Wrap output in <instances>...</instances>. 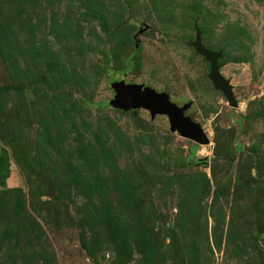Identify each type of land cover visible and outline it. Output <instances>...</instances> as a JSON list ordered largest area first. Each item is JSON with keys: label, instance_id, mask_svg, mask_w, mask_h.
<instances>
[{"label": "rangeland", "instance_id": "1", "mask_svg": "<svg viewBox=\"0 0 264 264\" xmlns=\"http://www.w3.org/2000/svg\"><path fill=\"white\" fill-rule=\"evenodd\" d=\"M0 264H264V0H0Z\"/></svg>", "mask_w": 264, "mask_h": 264}, {"label": "water", "instance_id": "2", "mask_svg": "<svg viewBox=\"0 0 264 264\" xmlns=\"http://www.w3.org/2000/svg\"><path fill=\"white\" fill-rule=\"evenodd\" d=\"M194 47L211 63L210 78L216 88L223 91L230 104L237 106L230 80L222 75L218 59L220 52L212 51L207 48L202 41V33L198 31ZM133 70L129 67L123 71L113 74V87L118 95V104L124 111H136L138 108L149 109L154 116L165 114L169 117L171 128L178 131L182 136L188 137L198 143H208L209 138L199 122L192 120L186 111L190 104L179 106L173 102L167 92H158L150 86L143 84H127L126 75Z\"/></svg>", "mask_w": 264, "mask_h": 264}]
</instances>
